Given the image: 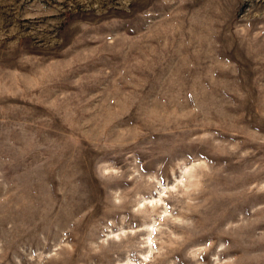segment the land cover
Segmentation results:
<instances>
[{
    "label": "rangeland",
    "instance_id": "obj_1",
    "mask_svg": "<svg viewBox=\"0 0 264 264\" xmlns=\"http://www.w3.org/2000/svg\"><path fill=\"white\" fill-rule=\"evenodd\" d=\"M0 264H264V0H0Z\"/></svg>",
    "mask_w": 264,
    "mask_h": 264
}]
</instances>
